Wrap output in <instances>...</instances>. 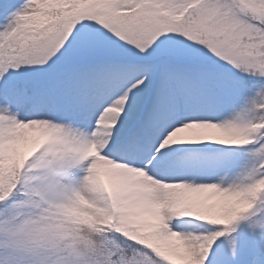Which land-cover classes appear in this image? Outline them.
Segmentation results:
<instances>
[{"label": "snow or ice", "instance_id": "obj_1", "mask_svg": "<svg viewBox=\"0 0 264 264\" xmlns=\"http://www.w3.org/2000/svg\"><path fill=\"white\" fill-rule=\"evenodd\" d=\"M0 264H264V0H0Z\"/></svg>", "mask_w": 264, "mask_h": 264}]
</instances>
